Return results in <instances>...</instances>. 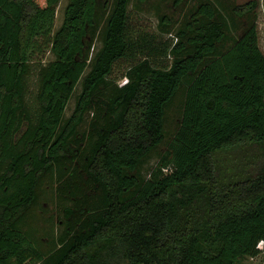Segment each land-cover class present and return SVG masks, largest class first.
I'll return each mask as SVG.
<instances>
[{
    "label": "trees",
    "instance_id": "trees-1",
    "mask_svg": "<svg viewBox=\"0 0 264 264\" xmlns=\"http://www.w3.org/2000/svg\"><path fill=\"white\" fill-rule=\"evenodd\" d=\"M60 1L0 0V264H238L259 255L257 1L232 8L233 23L246 18V27L223 49L231 22L212 2L195 7L174 43L136 27L133 0H114L94 54L101 0H68L56 28ZM185 81L179 127L144 177L139 169L164 142L167 107ZM66 176L77 201L58 234L39 226L35 209L46 179Z\"/></svg>",
    "mask_w": 264,
    "mask_h": 264
},
{
    "label": "rangeland",
    "instance_id": "rangeland-1",
    "mask_svg": "<svg viewBox=\"0 0 264 264\" xmlns=\"http://www.w3.org/2000/svg\"><path fill=\"white\" fill-rule=\"evenodd\" d=\"M113 1L114 0H101L99 8V28L93 38L91 47V53L93 54L102 45V31L106 23V18L113 5ZM202 1H209L217 5L224 16H226L231 22L230 28L227 29V38L223 41L222 48L224 49L228 47L233 42V38L238 37L246 27V18H236L233 23L232 8L235 5L245 4L254 0H145L144 2L133 0L130 9L133 22L137 28H143L145 30L155 32L161 39H170L175 43L177 42V37H179V30L184 28L187 22L193 18L195 7ZM255 1H257V6L252 14V19H254L258 27L259 43L264 52V0ZM67 2L68 0H61L58 4L56 28H58L63 21ZM163 17H166L168 22H163ZM168 29H170L172 33L168 34V32H166ZM54 58V54L49 53L46 56V61ZM127 64V62L121 61L115 67L113 78L117 79L118 83L126 81V78L123 77V73L126 70ZM186 88L187 81L183 83L180 90L167 107L165 122L166 138L164 142L151 152V154L142 163L139 172L144 177H148L150 175V172L158 163L161 154L167 149L169 141L179 127L182 118ZM81 89V82H79L76 87L75 94L67 106V116L72 113ZM36 92L37 81L35 77V84L31 90V98L34 97ZM92 117V114L87 115L85 122L80 126L81 133L88 129ZM74 148L78 149V146H75ZM69 155L71 156V154ZM67 164L68 166L73 167L76 164V161H68ZM79 179H81V177ZM70 181V176H66L62 179L58 177L54 181H50V179L47 178L43 183L41 188V207L37 206L35 209L36 214H38L40 218V227L43 228L44 225L48 227L52 226L58 234H61V232L65 229L66 225L63 222L67 220L65 209L67 207H74L77 201L75 196L66 190ZM90 195H94L95 197L94 192ZM46 219L48 220L45 222ZM260 248L263 249V242H261ZM238 264H264V249L257 256L240 257Z\"/></svg>",
    "mask_w": 264,
    "mask_h": 264
}]
</instances>
